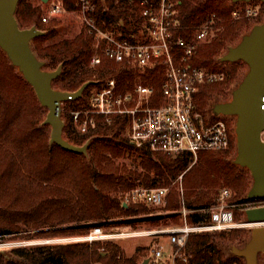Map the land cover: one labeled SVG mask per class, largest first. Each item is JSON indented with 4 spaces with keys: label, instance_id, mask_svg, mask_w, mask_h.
I'll return each instance as SVG.
<instances>
[{
    "label": "trees",
    "instance_id": "obj_1",
    "mask_svg": "<svg viewBox=\"0 0 264 264\" xmlns=\"http://www.w3.org/2000/svg\"><path fill=\"white\" fill-rule=\"evenodd\" d=\"M57 1L65 11L77 10L76 0ZM91 1L97 9L99 24L105 22L107 27L118 28L126 35L140 29L138 0ZM43 3L40 0L35 5L20 0L15 10L16 20L22 29L34 26L45 31L32 40L33 51L38 59L45 61L46 70H55L61 65L59 76L52 82L55 90L73 92L89 83L80 98L64 102V138L72 145L89 142L86 154L51 144L48 125H40L43 107L32 87L0 54V239L85 235L93 226H135L144 222L157 227L177 223L176 214L150 215L153 214L150 205L142 201L124 203L122 196L140 185L167 187L164 209L173 211L181 205L178 190L172 185L179 175H182V201L187 209L193 210L187 216L189 223H206L210 219L209 208L217 204L224 188L232 191L229 202H244L240 198L251 184L250 176L246 168L232 163L235 155L232 131L228 148L200 152L194 163L191 153L171 157L136 149L124 135V118L110 124L97 118L94 128L80 134L70 114L87 107L90 94L100 88L94 81L113 77L121 90H131L134 83L141 82L154 88L159 100L162 67L141 72L136 67L118 66L106 59L101 65L90 67L91 36L82 27L72 38L54 40L59 21L56 18L46 23L41 21ZM243 4L228 0H177L176 23L180 29L176 35L192 39L201 25L209 23L212 27L211 36L197 43L193 64L224 73L223 80L203 84L195 96L196 109L203 118L210 102L216 96H226L230 86H236L246 73L240 61L227 66L215 62L219 51L232 45L248 26L246 18L231 17L235 9L245 7ZM260 5L263 13L264 4ZM89 86H92L90 90ZM123 158L139 161L122 163L119 160ZM247 236L241 229L195 234L190 237L186 250L193 264L237 263L238 258L226 254L223 247L244 243ZM145 250L146 247H136L128 256L113 240L90 244L65 242L0 252V264H140L147 257Z\"/></svg>",
    "mask_w": 264,
    "mask_h": 264
},
{
    "label": "built area",
    "instance_id": "obj_2",
    "mask_svg": "<svg viewBox=\"0 0 264 264\" xmlns=\"http://www.w3.org/2000/svg\"><path fill=\"white\" fill-rule=\"evenodd\" d=\"M176 3L177 0H138L142 19L140 29L126 35L118 28L107 27L105 22L99 24L97 9L91 0H76L81 26L93 41L90 67L101 65L105 59L118 66L136 67L141 72L161 66L163 79L159 100H156L154 88L141 82L134 83L131 90H121L118 88L119 82L113 77L94 81L100 84V88L90 94L87 107L70 114L80 134L87 133L90 127L94 128L97 118L108 124L124 118V135L138 150L145 149L172 157L184 153L196 156L200 152L220 151L229 147L232 130L228 122L223 119L213 123L206 121L195 104V96L203 84L216 83L224 78L223 72L208 71L196 67L192 62L197 43L211 36L212 27L209 23L201 25L192 39L176 35L180 29L176 23ZM65 12L58 1H53L41 21L46 23ZM259 13V5L249 4L235 9L231 17L256 18ZM261 102L264 114V95ZM259 134L264 143V128ZM167 194L166 187L140 186L126 194L124 203L142 201L153 207L162 206L166 203ZM229 197V190L223 189L217 204L209 208L210 219L203 224L189 223L187 216L192 210L182 204L180 210L173 211L181 215V222L157 231L105 232L102 227L93 226L85 235L46 242L90 244L93 241L160 235L166 244L159 243L149 248V255L145 258L147 264H193L186 250L192 235L222 232L243 225L264 226V222H236L233 209L243 203H231L227 200ZM263 199H249L246 204L254 205L244 210L264 207Z\"/></svg>",
    "mask_w": 264,
    "mask_h": 264
},
{
    "label": "water",
    "instance_id": "obj_3",
    "mask_svg": "<svg viewBox=\"0 0 264 264\" xmlns=\"http://www.w3.org/2000/svg\"><path fill=\"white\" fill-rule=\"evenodd\" d=\"M19 1L0 0V49L32 87L39 105L47 109L42 123L51 127L50 143L69 152L86 154L87 144L72 145L62 136L65 123L61 117V105L80 98L89 83H84L73 92L52 87V82L61 72V65L55 70H46L45 61L35 55L32 40L44 32L34 26L19 27L15 16ZM253 1L264 4V0H229L232 4ZM220 59L228 63L241 61L248 71L230 92V100L214 104L211 112L217 116L235 117L232 131L236 156L233 164L246 168L250 173L252 185L246 197H264V143L259 134L264 128L261 109L264 95V22L254 25L248 34L242 35L241 40L229 46ZM244 216L247 222H264V207L247 208ZM251 232L249 240L239 249L232 248L231 253L234 257L243 258L245 264H260L257 255L264 252V226H256ZM147 262L144 259L141 264Z\"/></svg>",
    "mask_w": 264,
    "mask_h": 264
},
{
    "label": "rangeland",
    "instance_id": "obj_4",
    "mask_svg": "<svg viewBox=\"0 0 264 264\" xmlns=\"http://www.w3.org/2000/svg\"><path fill=\"white\" fill-rule=\"evenodd\" d=\"M28 1L31 2L32 4H35V5H38L39 2H40V0H28ZM53 1H57V0H47V2H45V3H43L41 5L42 10H43V15L47 13L48 6L51 5L53 3ZM249 4L250 5H259V7L261 8V5H260L261 3L260 2H254L253 1V2H249ZM249 4H243V5L246 6V5H249ZM239 9H241V8H239ZM55 18L59 21V24L56 27V30H57L58 34H57L56 38H54V40L61 39V38H72L74 35L78 34L79 31L82 29L80 18H79V14H78L77 11H74V10H72L71 12L67 11L65 13H62V14L58 15ZM246 19L249 21L247 28L243 29V31L239 34V36L234 41V43H232V45L228 44V45H226L224 48H222L219 51L218 56L215 57V62L217 64H221L222 66H227L228 65V62H222L220 58L225 54V52L227 51V48L229 46H234L235 44H237L241 40L242 35L248 34L250 32V29L254 25L261 24V23L264 22V12L263 13L260 12L259 15L256 18H250L249 17V18H246ZM43 32L45 33V31H43ZM32 46H33V43H32ZM0 54L2 56H4V58L9 62V64L14 69L15 73L18 74V76H21V74L18 72L17 68L14 67L11 64L10 60L7 59L6 55L4 54V52L1 49H0ZM243 65H244L243 70H245L247 72L248 70H247L246 64L243 63ZM91 87L92 86H89L88 90H90ZM234 88H235V86L231 85L229 91H227L226 96H222V95H220L219 97L216 96V99H214V100H212L210 102L211 104L209 105V107H207L205 115H204V119L206 121L213 123L215 121H218L219 119H223L226 122H228L229 126L231 127V130L233 129V127L235 126V122H236L235 117H233V116H222V115L217 116V115L212 114L211 110L213 108V105L218 103L219 101H229L230 97H231L230 96V92ZM61 107H62L61 117H62V119H63V121L65 123V125H64V128H65L66 121H65V117L64 116H65L66 107L64 106V103H62ZM46 113H47V109L45 107H43V114L41 115L42 121L44 120V118L46 116ZM40 125H42V122H41ZM48 128H49L48 129V137H49L50 131H51L50 125H48ZM64 128H63V132H62V136L63 137L65 135ZM49 142H50V140H49ZM88 142L89 141H86L84 144L88 145ZM233 150L235 151V155H234V158H235V156H236V145H235V142H234V145H233ZM197 157H198V154L196 156L193 155V163L197 160ZM234 158L232 159V163H233ZM119 161L122 162V163L123 162H129V163L133 162L134 164H136L139 161V159L138 158L137 159L123 158V159H120ZM180 176L182 177V175H179L177 177V179H175L173 184H172V185H174L177 188L178 193H179V199L181 201L180 207L178 209H175V210H180L182 208V204H184V201H182L183 188H182V185H181V177ZM249 176H250V173H249ZM251 180L252 179H251V176H250V183H251ZM251 185H252V183L250 184L249 188L246 190L245 194L242 195L241 198H240L244 202H238V203H243V204H238V203L233 202L234 204H238V206H236L234 208L236 210L235 213L238 216V219L235 218L236 222L246 223L247 221H246V217L244 216V208L251 207V206L254 205V204H246V202L249 201V199L246 197V195H247V192L250 189ZM140 186H138V187H140ZM143 187H145V186H143ZM167 189H168V193H169V188H167ZM224 189H228L229 192H230V196H233L232 191L229 188H224ZM127 193H129V192L124 193V195L122 196V200L123 201H124V197L126 196ZM262 204H264V201L262 202ZM165 205H166V203H165ZM165 205L157 206V207L149 206L152 209V213H153V214H150V215H156L157 216V214H159V215H163V216L166 215L167 216V215L176 214L179 217V220H178L177 223H174V224H179L181 222V219H182L181 215L179 213H177V212H173L174 210L173 211H166L164 209ZM184 206H185V204H184ZM234 209H233V214H234ZM142 216L143 215H141V217ZM174 224L170 223L167 226H162L161 225V226H157V227H150L147 223L141 222L140 224H137L135 226L125 225V226L116 227V226H110L109 225V227H102V229L105 232H109V231H111V232H117V231H121V232H125V231H132V232L157 231L158 229H163V228H167V227H170V226H174ZM255 227L243 225V226H239L238 228L231 229V230L241 229L244 232H246L248 234V236H247L246 240L244 241V243H239V245H236V243L235 244L232 243V244H228L226 247H223L225 253L230 255V256H233L232 253H231L232 248H237V249L241 248L249 240V238L251 237V234H252L251 231L253 229H255ZM231 230H226V231H231ZM31 232L33 233L34 230H31ZM77 236L64 235V236H61V237H44V238H34V239H28V240L0 239V252L1 253H8L10 250H12V248H15V247H28V246L45 245V244H50V245L61 244V243H65V242L55 243V242H46V241L47 240H52V239H61V238H64V237H77ZM115 241H117L121 245L122 249L126 252V254L128 256H130V255H132L134 253V250H135L136 247H142V246L146 247L147 250H145V253H146V255H149V252H150L149 248L150 247L156 246L159 243H165L166 244V240L163 237H161L160 235H158V236H141V237H139V236H135L134 237L133 236V237H127L125 239H119V240H115ZM238 260L239 261L237 262V264H239V263L240 264H245L243 258L239 257ZM257 262L260 263V264H264V252L263 253H259L257 255Z\"/></svg>",
    "mask_w": 264,
    "mask_h": 264
}]
</instances>
